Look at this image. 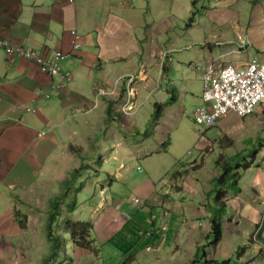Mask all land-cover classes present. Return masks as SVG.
Listing matches in <instances>:
<instances>
[{
  "label": "rangeland",
  "instance_id": "374dc122",
  "mask_svg": "<svg viewBox=\"0 0 264 264\" xmlns=\"http://www.w3.org/2000/svg\"><path fill=\"white\" fill-rule=\"evenodd\" d=\"M195 1L200 6L205 4L203 0ZM182 11L186 14L183 7ZM207 22L198 12L170 17V25H175L176 34L170 33L168 41L164 40L166 32L159 29L163 50L155 55L153 68L149 67L152 77L149 87L145 84L138 87V104H141L138 112L145 125L144 130L139 127L136 134H127L125 140L126 144L136 148L131 149L130 146L118 151L116 145L111 144L110 125H116L114 121L105 123L107 118L103 119L104 122L98 123L94 129L86 125L81 134L87 140L82 141L83 146L74 147L72 157L63 161L62 168L50 170L38 185L15 198L13 208L5 200L0 201V264H57L52 258L56 233L53 231L52 236L49 235L48 222L52 203L62 196L67 186L70 187V195L61 207L64 220L93 222L92 240L97 251L73 247L60 230L64 246L61 248L64 259L60 264H207L205 253L208 260H215L218 264L224 261L242 264L254 250L257 253L250 257V260L255 259L252 264H264V245L252 238L256 225H261L264 219V196L259 198L257 223L249 226L243 221L248 216L244 204L255 202L254 191L250 187L262 161L258 155L264 143V109L257 105L256 113L246 118L229 114L216 127L208 128L196 123V114L206 103L202 100L203 84L199 70L197 66H189L190 57L196 58L199 53V46H196V41L191 42L190 37H199L200 31H193V27L199 25L208 34ZM30 32L34 34L35 29ZM180 35L183 42L179 49L182 50H167L172 48V36ZM140 36L144 56L134 64L136 73L144 62H148L146 53L151 44L150 34ZM25 47L38 53L41 51L28 43ZM55 54L56 51L50 57ZM164 54H167L166 58ZM68 58L62 60V65ZM166 62L169 71L163 75L161 63L166 65ZM84 69L87 72L90 68ZM136 82L134 86L139 84ZM158 102L163 104L164 113L161 115L156 106ZM181 107L183 109H179ZM96 115L94 110L90 118ZM100 115L105 117L107 112ZM162 124H165L169 135V151L161 155L154 153L150 157L152 150L148 149L145 151L148 155H143L144 149L156 145L161 139L159 128ZM124 158L127 168L120 179L115 172L124 164ZM164 167L171 170L159 178L157 171ZM173 171L177 172L175 178L180 180L185 191L177 187L173 190L172 184L167 186ZM224 173L225 181L222 182L218 178ZM154 178L156 181L160 179L157 185L160 186L159 202L167 199L179 207L178 211L171 209L168 213L163 207H156L153 214H159L157 229L148 207V200H153L148 195L155 190ZM181 178L185 180L184 185ZM133 188L135 191L131 193ZM118 191L119 197L113 200V193ZM104 197L108 199L107 211L100 208V213L89 214L104 201ZM135 197L142 200V208L135 204ZM117 208L121 209L118 214L115 212ZM17 212L26 218L24 226L20 225ZM120 214L124 218L114 221ZM103 216L105 219L97 223ZM216 219L222 229L219 245L215 243ZM239 219L242 220L240 224L237 223ZM65 255L69 257L67 261ZM197 260L199 263H195Z\"/></svg>",
  "mask_w": 264,
  "mask_h": 264
},
{
  "label": "crops",
  "instance_id": "0c3cea01",
  "mask_svg": "<svg viewBox=\"0 0 264 264\" xmlns=\"http://www.w3.org/2000/svg\"><path fill=\"white\" fill-rule=\"evenodd\" d=\"M203 1L205 4L200 6L195 0H0V38L23 46L28 43L31 47L41 49L39 53L43 52L44 55L50 56L54 51L70 53L71 56L62 68L72 72L74 77L67 88L52 91L49 97H45L44 92L51 89L55 79L42 73L34 61L9 56L5 50L0 49V201L5 200L13 208L12 201L15 198L25 195L38 185L50 170L52 172L62 168L63 161L72 157V146H83L82 141L87 140L81 134L86 125L93 126L94 129L98 123L104 122L103 119L107 118L105 123L114 121L116 125H110L111 144H115L118 151H124L131 146L130 143H125L126 135L136 134L139 127L144 130L145 125L140 120L138 111L134 116L120 112L125 101L126 79L129 76H138L139 84H133L136 91L134 101L138 104V87L141 84L149 87L152 79L149 67L154 64L155 55L163 50L159 29L166 32V41L169 40L170 33L176 34L175 25H170V17L198 12L201 18L205 17L208 21V34L199 25L193 27V31H200L199 37H190L191 42L196 41V46H199V53L196 58L190 57L189 66H197L200 80L202 78L203 92V75L208 66L233 64L239 68L254 59L264 60V0ZM209 23L212 25H208ZM33 28L34 34L30 32ZM75 31L81 36V47L77 51L73 48ZM140 34L144 37L150 34L151 44L147 47L148 62H144L136 73L134 64L140 56H144ZM243 36H249L251 40L250 47L244 51L239 50L236 44ZM172 39V48L167 50H182L179 49L183 42L182 35L172 36ZM219 41L226 44H219ZM161 66L162 74L166 75L169 71L167 62L166 65L161 63ZM85 67L90 69L85 72ZM89 80L93 83L90 84ZM119 81L122 83L124 95L120 96L118 92L116 96L97 98L96 87L106 90L115 86L120 88ZM34 105L37 109L35 113L22 111L23 106ZM95 105L97 115L90 118L91 112L87 111ZM261 109L264 107L261 106ZM103 111L107 112L105 117L100 115ZM226 117L220 119L216 126H220ZM42 132H46V135L41 136ZM159 132L161 139L156 145L144 149L143 155H148L145 153L148 149L152 150L150 157L154 153L161 155L169 151L162 149L169 136L165 124H162ZM261 146L263 149L258 157L261 155L262 161L250 187L254 191L255 202L244 204V211L248 216L243 221L249 226L257 223L259 198L264 196V145ZM132 148L136 147L131 146ZM122 162L124 164L115 172L120 179L127 168L125 158ZM165 168L157 171L159 178L164 172L171 170ZM170 175V178L166 177L169 179L167 186L172 184L173 190L177 187L178 190L185 191L180 180L175 178L177 172L173 171ZM159 178L158 181L154 178L155 190L148 195L153 198L148 200L151 214L156 207H163L167 213L171 209L178 211L179 207L172 205L171 200L164 199L159 202ZM181 181L184 185V178ZM109 187H112V183ZM134 191L133 188L131 193ZM119 192L113 193V200L119 197ZM104 198L96 210L89 214L100 213V208L107 211L108 199ZM235 200L238 198L235 197ZM262 201L264 205V199ZM226 207L229 208V204ZM119 210L121 209L115 210L116 214ZM237 213H240L239 210ZM249 215L254 217L250 218ZM102 219L105 217L98 219L97 223ZM120 219L121 214L118 216V220ZM156 221L155 229L160 225L159 214ZM240 221L242 220L239 219L237 223L240 224ZM255 231L257 240L264 245V229L260 231V224H257ZM256 253L257 251H252L249 257L243 259L242 264L254 263L255 259L249 258ZM259 254L262 256V252Z\"/></svg>",
  "mask_w": 264,
  "mask_h": 264
},
{
  "label": "built area",
  "instance_id": "2783aa9c",
  "mask_svg": "<svg viewBox=\"0 0 264 264\" xmlns=\"http://www.w3.org/2000/svg\"><path fill=\"white\" fill-rule=\"evenodd\" d=\"M74 36L77 41L79 36L77 34ZM76 41H74V47L78 48L79 45ZM236 44L239 50L244 51L251 45L250 37H240ZM0 48L5 49L10 56L19 55L35 60L44 71L58 77L60 82L54 85L53 89L66 88L68 81L72 79L70 72L61 70L60 63L67 57L62 52L56 53L55 57L50 59L2 38H0ZM166 56L167 54H164V57ZM203 81V99L206 106L199 109L195 118L196 123L200 126H215L220 119L232 112L246 118L256 113L257 105H264V60L254 59L239 68L233 64L223 66L212 64L204 73ZM133 82L134 77L132 76L129 84ZM130 87L129 85L127 103L122 110L125 114L130 113L129 106H127L131 103L133 96V89ZM96 92L101 97L114 96L118 93V87L115 86L109 91L96 88ZM136 204L141 206L143 202L137 199Z\"/></svg>",
  "mask_w": 264,
  "mask_h": 264
},
{
  "label": "trees",
  "instance_id": "16d2710c",
  "mask_svg": "<svg viewBox=\"0 0 264 264\" xmlns=\"http://www.w3.org/2000/svg\"><path fill=\"white\" fill-rule=\"evenodd\" d=\"M196 2V1H195ZM10 41V40H9ZM12 42V41H11ZM158 108V113L159 115L162 114L163 112V107L161 104H156ZM169 141L164 143V150L166 151L168 149ZM261 145H264L261 144ZM222 182L225 181V173L218 178ZM70 195V187L67 186V188L64 190L63 194L61 197H59L56 201L52 203V209L50 211V217H49V222H48V233L50 236H52V232L55 231L56 235L53 240V250H52V258L55 259V263L60 264L61 261H63L61 257V248L63 246L62 239L60 236V230L63 233L64 239H67L68 242L73 247L80 248V249H87V250H93L97 251L96 247H94V240H92V230L94 227L93 222L91 221H82V220H77L73 221L71 218H67L64 220V213L63 209L61 208L63 204H65V201ZM76 201H77V196H76ZM72 210V209H71ZM70 210V212H71ZM17 218L19 219L20 225L24 226V222L26 218H22V213L17 212L16 213ZM152 216H155V219L153 220L154 223L157 222V216L152 214ZM24 217V216H23ZM124 218V215L122 216ZM128 219H130L128 217ZM114 221H118V217L115 218ZM262 231V230H261ZM214 232H215V237L216 241L215 243L218 245L221 240H222V230L221 226L219 224V220L216 219L214 221ZM64 247V246H63ZM99 250V249H98ZM66 261L69 259V257L64 256ZM208 255L205 253V258H206V263H214L217 261L215 260H208ZM195 263H199L198 260ZM48 264V263H47ZM218 264V263H217ZM223 264H228L227 261H224Z\"/></svg>",
  "mask_w": 264,
  "mask_h": 264
},
{
  "label": "clouds",
  "instance_id": "9594fccd",
  "mask_svg": "<svg viewBox=\"0 0 264 264\" xmlns=\"http://www.w3.org/2000/svg\"><path fill=\"white\" fill-rule=\"evenodd\" d=\"M75 33V34H74ZM77 34V36H79V39H77V41H76V38H75V36L74 35H76ZM73 36H74V39H73V48H74V50L75 51H77V50H79L80 49V47H81V43H80V39H81V36H80V34L77 32V31H75V32H73ZM3 39V38H2ZM239 40V39H238ZM74 41H76L77 42V44L79 45V47L78 48H75L74 47ZM14 43V42H13ZM219 44H221L222 43V45H224V44H226L225 42H218ZM16 45H19V44H16ZM19 46H22L23 48H25L26 50H30V49H28V48H26L25 46H23V45H19ZM249 47H250V45H249ZM248 47V48H249ZM0 49H3V48H0ZM3 50H5V49H3ZM31 51H34V50H31ZM5 52H6V50H5ZM34 52H36L39 56H45V57H48V58H50V59H53L54 57H55V55L54 56H52V57H50L49 55H44V54H40V53H38L37 51H34ZM58 52H62V51H56V53H58ZM7 53V52H6ZM63 54H65V55H67V57H70L71 55H70V53L69 54H66V53H64V52H62ZM8 54V53H7ZM9 55V54H8ZM10 56V55H9ZM15 56H19V55H15ZM15 56H13V57H15ZM20 58H24V59H28V60H32V61H34L38 66H39V68H40V71L42 72V73H45V74H47L50 78H52V79H55V82H54V84L51 86V89L50 90H48V91H46V92H44V96L45 97H49L50 96V93L52 92V91H57V90H59V89H53V86L54 85H57L59 82H60V80H59V78L58 77H56V76H52V75H50L48 72H46V71H44L41 67H40V65L35 61V60H33V59H30V58H27V57H24V56H19ZM66 57V58H67ZM65 58V59H66ZM166 58V57H165ZM164 58V59H165ZM62 62V61H61ZM60 67H61V70L63 71V72H70V71H64L63 70V68H62V63H60ZM71 73V75H72V79L70 80V81H68V85H69V83L74 79V77H73V73L72 72H70ZM131 77L132 76H129V77H127V79H126V92H125V101H124V104H122V106H121V109H120V112L121 113H123V114H125L122 110H123V108L125 107V105H126V103H127V100H128V86L130 85L131 87V89H133V96H132V99H131V103H129V105H127V106H129L130 107V109H129V107H128V110L130 111V113L129 114H126V115H129V116H134L136 113H137V111L140 109V105L139 104H137L136 103V101H134V99L136 98V91H135V89H134V87H133V84L138 80V78L136 77V76H134L133 75V77H134V82L132 83V84H129L130 83V79H131ZM119 85H120V88H118V92H119V94L118 95H120L121 96V94L122 95H124V92L122 93V87H121V82L119 81V83H118ZM68 87V86H67ZM66 87V88H67ZM96 88H99V87H96ZM63 89V88H62ZM65 89V88H64ZM104 89V88H103ZM95 91H96V89H95ZM109 91V90H108ZM96 94H97V98H101V96H99L98 95V93L96 92ZM203 94H204V92H203ZM114 96H116V95H114ZM204 100V99H203ZM260 106H262V105H260ZM204 107V106H203ZM96 108V105L91 109V110H88L87 111V113H89V112H92L94 109ZM137 108V110L135 111V109ZM22 111L24 112V113H35L36 111H37V109H36V105H34V106H23L22 107ZM230 114V113H229ZM228 114V115H229ZM227 115V116H228ZM242 118V117H241ZM218 124V123H217ZM216 124V125H217ZM215 125V126H216ZM212 127H214V126H212ZM209 128V127H208ZM46 135V132H42L41 133V136H45ZM72 149L74 150V146H72ZM78 195V194H77ZM137 199H139V198H136L135 197V204H136V200ZM139 200H141V199H139ZM137 205V204H136ZM137 207L138 208H142L143 206H138L137 205ZM153 220L155 219V216H152L151 217ZM262 222V224L260 225V231L262 230L263 231V229H264V219L261 221ZM259 227V226H258ZM256 232V231H255ZM253 233V235H252V238L255 240V239H257V234L256 233ZM254 243H255V241H254ZM220 244V243H219ZM218 244V245H219ZM249 259H251V258H249ZM227 262H231V261H227Z\"/></svg>",
  "mask_w": 264,
  "mask_h": 264
}]
</instances>
